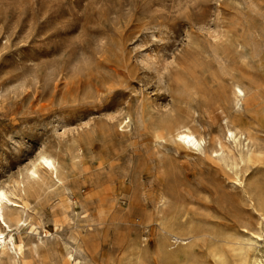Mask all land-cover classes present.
Here are the masks:
<instances>
[{
	"label": "rangeland",
	"instance_id": "rangeland-1",
	"mask_svg": "<svg viewBox=\"0 0 264 264\" xmlns=\"http://www.w3.org/2000/svg\"><path fill=\"white\" fill-rule=\"evenodd\" d=\"M229 77L251 86L242 113L255 122L264 0H0V187L17 193L40 151L65 178L12 197L28 218L13 226L20 264H264V130L250 193L210 149L159 141L152 125L176 116L220 136Z\"/></svg>",
	"mask_w": 264,
	"mask_h": 264
},
{
	"label": "bare ground",
	"instance_id": "bare-ground-1",
	"mask_svg": "<svg viewBox=\"0 0 264 264\" xmlns=\"http://www.w3.org/2000/svg\"><path fill=\"white\" fill-rule=\"evenodd\" d=\"M220 27V26H219ZM214 36V35H213ZM247 36V35H246ZM249 37V36H248ZM252 37V36H251ZM231 38H233L231 36ZM236 38V37H234ZM241 38V37H240ZM239 39V37H238ZM246 39V38H245ZM222 40V39H221ZM237 40V38H236ZM240 40V39H239ZM243 40V37H242ZM241 40V41H242ZM228 42V41H227ZM230 43L232 42L231 40L229 41ZM228 42V43H229ZM238 42V41H237ZM247 42H249L247 40ZM221 43V42H220ZM233 43V42H232ZM231 43V44H232ZM217 44V43H216ZM223 44H225V46L227 45L226 42H224ZM230 44V45H231ZM236 44V43H235ZM246 44V43H245ZM249 44V43H248ZM221 45V44H220ZM240 45V44H239ZM247 45V44H246ZM246 45H242L244 46V48H246ZM216 47V45H214ZM213 46V47H214ZM224 46V45H223ZM224 46V47H225ZM228 46V45H227ZM248 46V45H247ZM231 47V46H230ZM233 47V44H232ZM250 47V46H249ZM253 47V46H252ZM217 48V47H216ZM229 48V46H228ZM236 47H234L235 50ZM223 49V48H222ZM231 48H229L230 50ZM251 50V47L249 48ZM254 49V48H253ZM238 50V49H236ZM248 50V48H247ZM255 50V49H254ZM217 51H221L218 50ZM239 51V50H238ZM225 53V50L221 51ZM228 53H230L231 51H227ZM227 52L225 53L227 55ZM235 52V51H234ZM241 53V49L239 51ZM249 54V53H248ZM215 55V54H214ZM237 55V54H236ZM245 56V53L243 54ZM193 56V55H192ZM224 56V55H223ZM222 57V56H221ZM192 58V57H191ZM216 58H218L216 56ZM224 58V57H223ZM227 58V57H226ZM222 59V58H221ZM221 59H219L218 61H220ZM225 60V59H224ZM186 61V60H185ZM189 61V60H188ZM226 61V60H225ZM184 62V61H182ZM232 62V61H231ZM250 62V61H249ZM188 63V62H187ZM209 63V61H208ZM219 64L221 63L218 62ZM218 64V65H219ZM221 64H224V62H222ZM185 65V64H184ZM210 66V65H209ZM221 66L218 67V71H220ZM223 68V67H222ZM221 68V70H222ZM227 68V67H226ZM225 68V69H226ZM217 70V69H215ZM227 71V70H226ZM213 72V71H212ZM250 72V71H249ZM220 73V72H219ZM234 73V72H233ZM237 73V72H236ZM243 73V71H242ZM245 73V72H244ZM243 73V74H244ZM247 73V72H246ZM252 72L249 73V76ZM215 74V73H214ZM224 74V72H223ZM228 74V73H227ZM213 75V73H212ZM230 75V74H229ZM233 75V74H232ZM255 75V74H254ZM217 76V75H216ZM215 76V77H216ZM220 76V75H219ZM217 76V77H219ZM247 76V74L245 75ZM256 76V75H255ZM221 77V76H220ZM222 78V77H221ZM212 79V78H211ZM229 79H231L229 77ZM258 79V78H257ZM186 80V79H185ZM216 80H218V78H216ZM220 80V79H219ZM225 80V79H223ZM183 81V79H182ZM194 81V80H193ZM226 81V80H225ZM201 82V81H200ZM258 82V80H257ZM223 83V82H222ZM228 83V82H227ZM195 84V83H194ZM218 84V83H216ZM224 84V83H223ZM226 84V83H225ZM224 84V85H225ZM199 85V83H198ZM219 85V84H218ZM190 86V85H189ZM220 88V86L218 87ZM223 88V86L221 87ZM227 88V85H226ZM190 91V90H189ZM190 93V92H189ZM212 93V92H211ZM251 93V86H248L247 84H245L243 82V80H241L240 78H232L230 83H229V88L226 89H222V93L224 98V102L227 105H231V108L233 110L232 115L229 114L230 112L227 110H225V107H218L217 109L220 110L222 117H223V121L222 118L220 121L223 122L222 125V133L220 136H215L213 138L208 137V135L203 134L202 132L196 131L195 127H193L192 125H190L189 123H186L184 120L176 117H164V118H160L157 121L153 122V127L161 130V133L157 135V139L159 141L161 140H166L167 137L169 138H173L174 142H177L178 144H180V146H183L185 148L188 149H194V150H201V151H207L208 149L211 150L213 157L219 161L224 168H229L230 171L232 170L235 174V180L237 185H241L243 188L247 187V185H249V180L250 178H248V181H245V176L247 173L244 174L246 167L248 165V163H250L253 159H255V151L252 147V143L253 141H251L254 137V134L259 131V130H264V108L259 109V111H257V113H255L254 115V121L255 122H249L247 119H245V117H243V109L245 108V104L248 103L247 99L249 97ZM255 93V92H254ZM217 94V93H216ZM185 95V94H184ZM183 95V96H184ZM214 95V94H211ZM252 96V95H251ZM205 97H207L205 95ZM213 97V96H212ZM216 97V96H215ZM250 98V97H249ZM213 99V98H211ZM219 99V96H218ZM222 100V99H221ZM251 101V99H250ZM215 101H213L214 103ZM218 104L220 101H217ZM192 106V105H191ZM206 106V104H205ZM212 106V105H211ZM248 107V106H247ZM195 108V107H194ZM193 108V109H194ZM213 108V107H212ZM151 109V108H150ZM248 109V108H247ZM196 110V109H195ZM174 113H176L175 110H173ZM178 111V108H177ZM189 111V110H188ZM205 111V109H204ZM245 111V110H244ZM229 112V113H228ZM131 114V113H130ZM245 114V113H244ZM150 115V114H149ZM178 115V113L176 114ZM185 117L186 114H185ZM215 117V116H214ZM192 119V118H191ZM251 120V119H250ZM131 121V116L129 114H127L125 116V121L122 120L121 122H124L125 125H128L129 122ZM190 122H192L190 120ZM189 124V125H188ZM221 124V123H220ZM219 124V126H220ZM107 126V124H105ZM120 125V124H119ZM199 125V123H198ZM124 126V125H123ZM122 126V127H123ZM193 127V128H192ZM200 127V125H199ZM202 128H204L202 126ZM108 128L106 127V130ZM200 129V128H199ZM206 131V130H205ZM211 132V131H210ZM260 132V131H259ZM206 133V132H205ZM212 133V132H211ZM264 133V131H263ZM208 134V132H207ZM210 135V134H209ZM213 135V134H211ZM264 136V135H263ZM154 137L156 138V135H154ZM262 138V136H261ZM254 141L255 142H261V139ZM172 140V139H171ZM170 140V141H171ZM167 142V140H166ZM173 142V143H174ZM263 142V141H262ZM261 142V143H262ZM253 143V145H254ZM177 144V145H178ZM263 144V143H262ZM264 145V144H263ZM262 146V145H261ZM257 147V146H256ZM259 147V146H258ZM264 149V147H263ZM46 150V149H44ZM41 153L39 154V157L37 159L36 162H34L31 167H29L26 171V173H24L25 175L22 176L21 180H18V183L16 185L15 190L17 191L14 192L11 188L8 187H0V264H20L23 260V247L20 245V242L17 241L15 233H14V225H19V223L25 220H28V218H22L20 216H18V214H16V216H13V214H15V212L13 213V211H18L19 209L15 208L12 206L11 203H15L14 200L17 201V199L20 200V198L22 197L21 195H25L29 194V193H33L34 191H36L37 189H39L42 183L45 182L46 176L48 178L50 177L53 180H56V182H63L64 178V172H63V164L61 159L59 158L58 155L56 154H52L50 152L47 151H40ZM261 153V151H260ZM207 154V153H206ZM209 154V153H208ZM213 158V159H214ZM222 166V167H223ZM68 170V169H67ZM229 172V171H228ZM251 172V171H250ZM256 172V171H255ZM254 172V174H255ZM47 174V175H46ZM68 174V173H67ZM66 174V175H67ZM65 175V176H66ZM233 175V174H232ZM252 176V175H250ZM49 178V179H50ZM47 181V179H46ZM55 182V181H54ZM55 182V183H56ZM245 182H247L245 184ZM58 184V183H57ZM60 184V183H59ZM233 184V183H232ZM55 185V184H54ZM235 185V184H233ZM46 186V184H45ZM49 186V184H48ZM47 186V187H48ZM61 186V185H60ZM39 187V188H38ZM50 187V186H49ZM62 187V186H61ZM67 187V186H66ZM43 187H41L42 189ZM68 188V187H67ZM46 190V188H44ZM63 189V188H62ZM246 189V188H245ZM247 190L249 191V189H246L245 191L247 192ZM40 191V189H39ZM44 191V190H43ZM245 192V193H246ZM251 193V191H249ZM35 194H37L38 192H34ZM32 194V196H36L35 194ZM264 193V192H263ZM262 193V194H263ZM247 194V193H246ZM249 194V193H248ZM19 196V198H16L15 196ZM245 195V194H244ZM14 196V197H13ZM21 196V197H20ZM39 196V194H38ZM13 197V199H12ZM249 197V196H247ZM24 198V197H23ZM252 199V197H249ZM247 199V198H246ZM166 200V199H165ZM254 199H252L253 201ZM250 201V200H249ZM248 201V202H249ZM256 201V200H255ZM256 203V202H255ZM11 204V205H9ZM252 204V203H251ZM20 205V207L24 204H17ZM253 205V204H252ZM255 205V204H254ZM15 206V204H14ZM256 206V205H255ZM257 207V206H256ZM264 207V206H263ZM25 208V207H23ZM21 208V209H23ZM26 209V208H25ZM262 209V208H261ZM260 209V212H262V210ZM259 210V209H258ZM23 211V210H21ZM20 211V212H21ZM264 211V210H263ZM19 212V213H20ZM24 212V211H23ZM26 212V211H25ZM28 212V210H27ZM22 213V212H21ZM30 213V212H29ZM263 214V213H262ZM23 215V214H22ZM30 215V214H29ZM25 217V216H24ZM182 219V218H181ZM180 219V220H181ZM263 219H264V214H263ZM262 219V220H263ZM30 220V219H29ZM261 220V221H262ZM260 221V223H261ZM26 223V222H25ZM182 223V222H181ZM24 224V223H22ZM178 224V223H177ZM263 224V222H262ZM31 225V224H30ZM264 225V224H263ZM21 228L22 226L19 225ZM21 228H17V231ZM262 228V227H260ZM170 229V228H169ZM178 229V228H177ZM263 229V228H262ZM261 229V230H262ZM16 230V229H15ZM171 230V229H170ZM186 230V228H181L180 231L184 232ZM260 230V229H259ZM260 230V231H261ZM263 232V236H264V229L262 230ZM8 232V233H7ZM191 232V231H190ZM18 234V232H16ZM8 234V235H7ZM186 234V233H185ZM260 237V236H259ZM143 239V238H142ZM173 239V238H172ZM175 239V240H174ZM174 239L173 241H182L183 238L178 235L175 234L174 235ZM253 239V238H252ZM257 240V238H255ZM236 241V240H235ZM241 241V240H240ZM253 241V240H252ZM172 242V241H171ZM234 242V241H233ZM238 242V240H237ZM257 242V241H255ZM173 243V242H172ZM174 243V244H175ZM258 243V242H257ZM181 244V243H180ZM239 244V243H238ZM233 245H235V242L233 243ZM232 245V246H233ZM244 246V245H242ZM40 247V246H39ZM38 247V248H39ZM43 247V246H42ZM216 247V246H214ZM235 247V246H234ZM237 247V244H236ZM213 248V247H212ZM241 248V247H239ZM248 248V247H246ZM217 249V248H216ZM236 249V248H235ZM221 249H218V251H220ZM243 250V248L241 249ZM240 250V251H241ZM246 250V249H245ZM239 251V252H240ZM258 251V250H257ZM37 252V251H36ZM32 253V251H31ZM212 253V252H210ZM225 253V252H224ZM234 253V252H233ZM241 253V252H240ZM27 254V253H26ZM252 254V253H251ZM222 255V254H221ZM254 255V254H252ZM256 255V254H255ZM254 255V256H255ZM28 256V255H27ZM212 256V255H211ZM260 256V255H259ZM219 258L214 259L215 261H218L217 264H225V261L223 258H221L220 255H217L215 258ZM253 257V256H250ZM249 257V258H250ZM27 258V257H26ZM213 259V258H212ZM251 260V259H250ZM240 264H246L244 262L240 263ZM247 264H263V261L256 257H253V259L251 261H249Z\"/></svg>",
	"mask_w": 264,
	"mask_h": 264
}]
</instances>
